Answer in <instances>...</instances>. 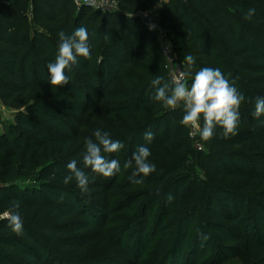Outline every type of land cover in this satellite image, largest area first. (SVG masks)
Masks as SVG:
<instances>
[{
	"label": "trees",
	"instance_id": "16d2710c",
	"mask_svg": "<svg viewBox=\"0 0 264 264\" xmlns=\"http://www.w3.org/2000/svg\"><path fill=\"white\" fill-rule=\"evenodd\" d=\"M116 1L118 10L103 12L86 5L76 6L72 0H0V99L20 105L14 123H2L0 132V213L11 201H17L24 222L23 234L18 236L8 227L7 220H0V264H38L44 260L45 254L40 252L32 232L66 250L85 248L94 242V236L84 238L77 233L87 227L91 218L94 221L99 216L87 210L86 203H92L99 211L108 210L110 203L101 205L86 197L97 186L92 182L83 193L75 180L63 183L69 174L67 164L75 160L66 148L78 142L67 124L75 127L76 119L91 117L89 122L105 127L113 140L122 145L127 142V149L122 147L104 155L120 164L126 155L133 157L140 146L149 148L151 153L158 146H150L144 139L146 131L151 130L154 137L174 132L171 144L161 140L164 148L172 150L161 158L151 155L157 160L154 175L141 184L152 192L131 199V204L137 205L146 197L141 206L151 207L158 190H167L170 184L181 180L185 185L195 180L190 170L182 171L191 143L187 127L179 124L183 106L166 109L153 99L156 89L151 81L155 77L162 76L170 86L172 83L158 36L143 23L141 12L157 14L184 71V57L191 54L195 57L192 77L203 67L219 68L245 97L239 109L237 134L226 137L217 126L213 137L204 141L211 147L198 152L203 170L240 180L260 173L261 165L254 160L255 155L242 150L249 142L264 145V115L253 116L256 99L264 97L256 87L264 85V49L260 48L264 44V0ZM253 8L254 15L246 19V13ZM81 26L89 33L91 59L78 58L79 63L71 71L66 69L69 83L53 87L48 82L47 64L57 55L58 33L71 35ZM219 43L225 45L232 64L225 66L221 62L214 48ZM232 67L251 78L253 85L237 75L231 77ZM192 77H186L189 87ZM37 94L44 95L29 100ZM60 130L65 131L62 137L55 135ZM92 138L95 140V136ZM77 166L86 172L81 163L77 162ZM174 172L177 175L170 177ZM20 174L33 176V183L19 184ZM113 182L112 177L104 179L106 185ZM205 186L200 192L194 189L197 197L189 202L201 203L202 208L181 220L204 215L210 235L224 243L237 241L239 216L248 204V196L233 187L214 183L210 188ZM259 196L264 200V190ZM73 213L80 217V224L70 236L62 235L63 226ZM187 230L184 226L175 232L161 258L164 263L170 258H181L189 239ZM263 236L264 231L259 237Z\"/></svg>",
	"mask_w": 264,
	"mask_h": 264
},
{
	"label": "rangeland",
	"instance_id": "374dc122",
	"mask_svg": "<svg viewBox=\"0 0 264 264\" xmlns=\"http://www.w3.org/2000/svg\"><path fill=\"white\" fill-rule=\"evenodd\" d=\"M254 1L260 3L258 0ZM150 15L158 23L165 35L163 40L158 39L166 63V49L169 54L174 56L176 54L172 50L166 30L159 23L157 14L150 13ZM224 47L225 45L221 43L214 46L221 62L226 66L228 65L227 63L232 64V60L227 56ZM260 48L264 49V44ZM231 73V77L237 75L243 78L247 84L253 85L251 78L236 72L235 69L233 70V67ZM256 87L261 89L262 94H264V85H256ZM42 95L44 94H37L29 100L41 97ZM17 106L20 105L3 103L0 99V132L2 130V123L6 126L14 123V115L18 111ZM21 110H24V107ZM89 118L91 117L76 119L75 127L72 124H67L68 128L72 132L74 131L73 136L78 139V142L70 143L66 150L72 153L70 156H73L84 167L89 181L93 185H97L88 192L89 194L91 193L90 196L86 197L94 203H101V205H104V203L106 205L109 202V209L99 211L98 207H95L92 203H86V206H88L86 207L87 210L97 212L99 216L94 217V221L91 218L87 227L77 232L84 238L95 237L94 242L85 248L78 246L77 249L72 250L61 249L54 246L52 242L47 241L45 237L32 232L33 237L39 245L40 252L45 254L44 260L38 264H264V236L263 238L259 237L260 233L264 231V200L259 196L260 192L264 190V145L258 146L255 142H249L242 150L248 155H255L254 160L257 159L259 161L258 164L261 165L259 174H255L253 177H249V175L244 177L243 180L226 178L224 175L216 176L207 170H203L198 154L199 151H206L211 145L198 138V135L190 137L187 128L191 143L188 146L189 153L183 163L182 171L190 170L191 176L195 180L187 185L183 184V180H181L178 183L174 182L170 184V188L167 190H158L155 205L142 207L141 205L146 201V197L137 205L131 204V199H138L140 195L151 193L152 191L146 185L132 182V172L135 168L134 161L132 168H124L125 162L132 159V154L126 155L124 161L120 164L121 171L112 176L114 182L110 186L104 183V179L109 177L106 178L95 174L90 168L84 166L83 153L85 151V140L87 138L93 140L92 137H94V131L97 128L106 131L105 127H100L96 122H89ZM60 131L61 133L58 132L55 135L62 137L61 135L65 131ZM161 140H166V142L171 144L174 141V132L170 135L163 133V135L154 137L151 142H148L149 145H152V143L153 145H158L154 150H151V155L159 158L172 150L164 148L161 145ZM93 141L97 142L96 140ZM123 147L125 149L128 148L127 142L123 144ZM102 154L106 155L107 153ZM151 155L149 161L154 165L157 164V160ZM246 169L250 170L247 164ZM177 173L174 172L170 177H174ZM151 175L153 176L154 174L151 173L143 178L136 177V179L142 178L146 180ZM33 179L34 177L31 175L20 174L17 181L23 185L33 183ZM212 183L220 184L228 189H232L231 187H233V190L242 191L244 195L248 196V204L246 203V206L240 212L239 227L235 234L237 235V241L235 242L224 243L210 235L206 231V217L204 215H197L192 218H184L186 220L183 221L181 220L183 217L194 213L195 210L202 208L201 203L198 205L189 204L190 201H195L197 197L198 192H194V189L196 191L199 189L200 192L204 188V184H206L205 187L210 188ZM136 185L139 186L135 187ZM79 224L80 217L76 213H73L68 222L63 226L64 232L62 235L70 236L73 234V229L77 228ZM259 224H262V229H260ZM226 225H229V229L235 231L230 223L226 222ZM184 226L188 229L187 235L189 238L186 243V249L180 259L170 258L169 261L164 263L161 260L163 254L166 253V249L170 246L175 232ZM205 233L208 234L205 235ZM150 239L152 240L148 242ZM197 239H200V241L198 240L199 242L196 244ZM23 263L26 264L25 262Z\"/></svg>",
	"mask_w": 264,
	"mask_h": 264
},
{
	"label": "clouds",
	"instance_id": "9594fccd",
	"mask_svg": "<svg viewBox=\"0 0 264 264\" xmlns=\"http://www.w3.org/2000/svg\"><path fill=\"white\" fill-rule=\"evenodd\" d=\"M255 9H249L245 15L246 19H251ZM58 52L53 62L47 64L50 74L48 81L53 87L63 86L70 81V76L66 74V69L71 71L73 65L79 63L80 57L86 60L91 59V45L89 43V33L86 27H78L71 35H66L63 31L58 33ZM183 63L187 66V71L180 72L179 76H173L172 85L164 82L162 76L155 77L151 84L156 89L153 99L166 109L175 110L183 106V116L179 121L182 126L191 129L190 135H199L203 141L210 140L217 126L223 129V134L236 135L240 122V105L245 97L239 93L234 82H230L219 68L203 67L192 77L195 57L187 54ZM186 77H192L190 87L186 83ZM264 115V97H258L255 103L253 116L259 118ZM201 119L203 123L201 125ZM95 140L91 138L85 140V151L83 153V164L90 168L95 174L103 177H112L121 171L120 162L116 159H106L102 153H114L119 151L123 145L118 140H113L108 131L97 128L94 131ZM154 134L151 130L144 133V139L151 142ZM150 149L140 146L131 160L124 164V168H132V182L143 183V179L136 177H146L155 171V165L149 161ZM69 174L64 177L63 183L69 184L75 180L81 192L88 191L89 177L77 166L76 160L67 164ZM20 204L11 201L6 210L0 213V220H7L8 227L16 235L23 234L24 222L19 211Z\"/></svg>",
	"mask_w": 264,
	"mask_h": 264
},
{
	"label": "built area",
	"instance_id": "2783aa9c",
	"mask_svg": "<svg viewBox=\"0 0 264 264\" xmlns=\"http://www.w3.org/2000/svg\"><path fill=\"white\" fill-rule=\"evenodd\" d=\"M72 1L76 6L86 5V6L92 7L93 9H97L103 12L118 10V4L116 0H72ZM140 16H141L143 23L150 30L154 31L160 40H163L165 35L161 31L158 23H156L152 19L150 13L141 12ZM167 51L168 50L166 49L167 62L165 63V68L168 71L169 78L172 83L173 76H179L180 72H184V70L182 69V65L178 61L177 57L172 54H169ZM187 128H188L189 135H190L191 129L189 127ZM197 135L195 136L190 135V137H196Z\"/></svg>",
	"mask_w": 264,
	"mask_h": 264
},
{
	"label": "water",
	"instance_id": "95a60500",
	"mask_svg": "<svg viewBox=\"0 0 264 264\" xmlns=\"http://www.w3.org/2000/svg\"><path fill=\"white\" fill-rule=\"evenodd\" d=\"M185 2H187V0H184Z\"/></svg>",
	"mask_w": 264,
	"mask_h": 264
}]
</instances>
